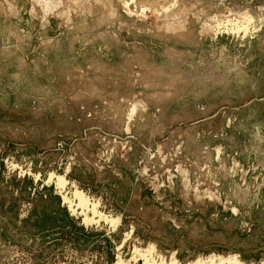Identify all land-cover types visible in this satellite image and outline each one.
<instances>
[{"label":"rangeland","instance_id":"1","mask_svg":"<svg viewBox=\"0 0 264 264\" xmlns=\"http://www.w3.org/2000/svg\"><path fill=\"white\" fill-rule=\"evenodd\" d=\"M149 245L264 264V0H0V264Z\"/></svg>","mask_w":264,"mask_h":264},{"label":"bare ground","instance_id":"2","mask_svg":"<svg viewBox=\"0 0 264 264\" xmlns=\"http://www.w3.org/2000/svg\"><path fill=\"white\" fill-rule=\"evenodd\" d=\"M52 1V0H51ZM44 2V1H43ZM53 3V2H52ZM56 3V2H55ZM190 3V1H189ZM45 4V3H44ZM49 4V1H48ZM57 5V4H56ZM55 5V6H56ZM190 5V4H189ZM51 6V5H50ZM59 6V3H58ZM191 6V5H190ZM189 6V8H191ZM53 7V6H52ZM51 7V8H52ZM57 8V7H55ZM193 8V7H192ZM191 8V9H192ZM52 10V9H51ZM240 11V10H239ZM184 13V12H183ZM243 13V12H242ZM243 16V15H241ZM251 18V17H250ZM259 19V18H258ZM247 20V18H246ZM229 23V22H228ZM245 23V22H244ZM246 24V23H245ZM225 25V24H224ZM259 26V25H258ZM248 27V26H247ZM236 29V28H235ZM234 29V30H235ZM244 29V28H242ZM238 30V29H237ZM236 30V31H237ZM177 31V30H176ZM169 32V31H168ZM184 172V171H183ZM184 175V174H183ZM187 177V176H186ZM183 179V177H182ZM187 179V178H186ZM56 183L58 186L63 187L66 184V179L61 176V175H56ZM187 183V182H186ZM63 201L68 203V207L69 209H71L72 211L75 212L76 209L81 208V210L79 211L84 213V217L83 220L85 222H92L94 221V216H97V219L95 221H99V220H105L107 222H109L112 227H115L118 223V220L116 218H108V216L104 215L103 213H101L100 211H98L97 209V204L93 203L92 201H89L88 197L84 194V192L78 188H75L74 191L72 192L71 198L67 197V196H63ZM88 209L90 210V212H92V216H88L85 212L88 211ZM87 210V211H86ZM117 227V226H116ZM153 252H154V246L153 245H149L146 248H137V247H133V252L134 254H132L131 256V260L133 259L134 261H137L139 259H143V263L142 264H166L164 259H160L159 261L154 259L153 257ZM220 257V256H219ZM217 257V258H219ZM130 259V258H129ZM213 260V259H211ZM226 260V259H225ZM204 261V260H202ZM224 260L221 259V257L218 259L217 264H221V262H223ZM226 262V261H225ZM231 263V264H243L241 263L237 258L233 257V258H229L227 260V264ZM201 258L200 259H195L193 261H189L186 264H201ZM211 263V262H210ZM213 263V262H212ZM211 263V264H212ZM117 264H128L125 260H119L117 262ZM167 264H179L176 260H170L168 261ZM214 264V263H213Z\"/></svg>","mask_w":264,"mask_h":264}]
</instances>
